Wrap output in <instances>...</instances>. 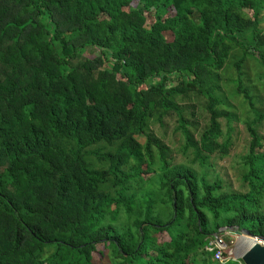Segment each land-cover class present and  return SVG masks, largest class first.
<instances>
[{
	"label": "trees",
	"instance_id": "trees-1",
	"mask_svg": "<svg viewBox=\"0 0 264 264\" xmlns=\"http://www.w3.org/2000/svg\"><path fill=\"white\" fill-rule=\"evenodd\" d=\"M263 24L264 0H0V264H219L222 228L264 239V113L246 192L171 164L151 131L175 111L203 168L229 154L218 71L240 50L255 109L243 65L264 70ZM188 92L210 98L198 139Z\"/></svg>",
	"mask_w": 264,
	"mask_h": 264
},
{
	"label": "rangeland",
	"instance_id": "rangeland-1",
	"mask_svg": "<svg viewBox=\"0 0 264 264\" xmlns=\"http://www.w3.org/2000/svg\"><path fill=\"white\" fill-rule=\"evenodd\" d=\"M239 51L232 52L236 60L242 56ZM86 54L94 58L100 52L89 49ZM235 59H232V57L227 59L224 67L218 71L220 74L218 85L221 87V92L216 91V95L221 100V104L217 106L218 110L230 113L229 117L220 119L223 131L220 141L230 147L229 154L225 156L220 154L211 155L208 164L203 168L200 161L195 160L193 148L185 150L186 138L179 122L181 116L175 111H171L165 116L161 123L152 124L151 131L167 145L171 164L190 166L198 171L200 175L205 171L208 173L210 181H214L219 177L224 181L225 189L228 191L246 192L248 187L242 180L243 165L251 143L247 124L256 118L255 111L264 113V70L258 67V63L255 61L256 57L245 55L243 65L245 75L242 78V85L249 90L255 101L256 106L253 109L245 99V95L238 90L240 79L234 62L231 61ZM209 102L210 98L208 96L196 95L191 92H188L179 100L183 112L182 116L197 139L210 123ZM257 127L259 134L263 137V146L258 148V151L264 153V121L258 124ZM234 230L235 232L238 231L237 229ZM233 234L227 235L225 238L228 243L232 244L231 248L236 249L237 254L241 255L247 248L245 239L251 237V235L244 234V232Z\"/></svg>",
	"mask_w": 264,
	"mask_h": 264
},
{
	"label": "built area",
	"instance_id": "built-area-1",
	"mask_svg": "<svg viewBox=\"0 0 264 264\" xmlns=\"http://www.w3.org/2000/svg\"><path fill=\"white\" fill-rule=\"evenodd\" d=\"M235 232L233 228H222L219 233H217L214 238L209 242V245L206 247L207 251H214V260L219 264H244L241 259V255H238L236 249L231 248L230 243L226 240L225 236L231 235ZM223 235H222V234ZM236 233V232H235ZM234 233V234H235ZM233 234V235H234ZM245 234V232H244ZM261 242L264 244V239L260 238ZM228 250V254L225 252Z\"/></svg>",
	"mask_w": 264,
	"mask_h": 264
},
{
	"label": "water",
	"instance_id": "water-1",
	"mask_svg": "<svg viewBox=\"0 0 264 264\" xmlns=\"http://www.w3.org/2000/svg\"><path fill=\"white\" fill-rule=\"evenodd\" d=\"M236 234H240V232H236ZM250 239L248 247L241 253L242 261L244 264H264V244L260 237L251 236Z\"/></svg>",
	"mask_w": 264,
	"mask_h": 264
},
{
	"label": "bare ground",
	"instance_id": "bare-ground-1",
	"mask_svg": "<svg viewBox=\"0 0 264 264\" xmlns=\"http://www.w3.org/2000/svg\"><path fill=\"white\" fill-rule=\"evenodd\" d=\"M247 235H248V234H247ZM243 238H244V237H243ZM244 239H245V238H244ZM245 240H246V242H247V243H246V244H247L246 247H248L249 243L251 242V239H250V237H249V238H246ZM243 242H244V241H243Z\"/></svg>",
	"mask_w": 264,
	"mask_h": 264
},
{
	"label": "clouds",
	"instance_id": "clouds-1",
	"mask_svg": "<svg viewBox=\"0 0 264 264\" xmlns=\"http://www.w3.org/2000/svg\"><path fill=\"white\" fill-rule=\"evenodd\" d=\"M237 232H239V231H237ZM243 233V232H242ZM253 237H256V236H253Z\"/></svg>",
	"mask_w": 264,
	"mask_h": 264
}]
</instances>
